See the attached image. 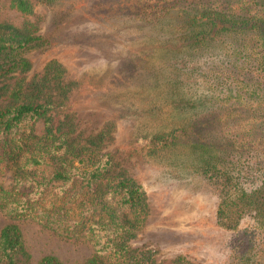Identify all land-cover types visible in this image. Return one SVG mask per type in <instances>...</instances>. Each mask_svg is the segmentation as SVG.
I'll list each match as a JSON object with an SVG mask.
<instances>
[{"label": "trees", "instance_id": "obj_1", "mask_svg": "<svg viewBox=\"0 0 264 264\" xmlns=\"http://www.w3.org/2000/svg\"><path fill=\"white\" fill-rule=\"evenodd\" d=\"M120 1L108 13H127L159 29L155 43L177 58L225 46L228 60L225 68L213 71L218 83L213 87L228 82L238 91L219 96L216 104L232 98L264 100V0ZM10 8L24 17L35 11L32 0H10ZM161 33L168 38H160ZM46 42L34 23L0 21V212L8 218L0 228V264H33L22 221H32L61 239L89 243L93 253L83 264H193L181 255L165 263L157 259L156 250L133 246L148 216L147 194L114 153L105 150L113 139V121L85 134L74 115L55 119L54 114L65 111L78 82L66 81L65 68L57 60L48 62L41 75L28 76L32 63L25 54ZM203 78L201 83L211 81ZM185 92L181 86L174 94L181 107L191 99ZM257 107L254 114L263 117L254 118H264L263 106ZM40 122L44 132L39 135ZM193 126L146 132L141 138L145 143L134 152L158 159L187 138ZM256 129L252 125L246 134ZM255 136L251 133L250 138ZM218 140L197 142L206 157L192 168L191 178L214 189L217 222L223 229L237 230L241 220L252 215L259 243L253 249L258 260L251 264H264V134L256 140L260 144L234 133L227 137L229 144L219 147ZM252 146L257 153L248 149ZM252 255L249 249L242 257L249 262ZM36 264L66 263L47 254Z\"/></svg>", "mask_w": 264, "mask_h": 264}, {"label": "rangeland", "instance_id": "obj_2", "mask_svg": "<svg viewBox=\"0 0 264 264\" xmlns=\"http://www.w3.org/2000/svg\"><path fill=\"white\" fill-rule=\"evenodd\" d=\"M32 1L35 11L24 17L10 8V0H0V21L16 25L29 21L47 39L48 43L25 54L32 63L29 77L41 75L48 62L57 60L65 68L66 81L78 82L65 111L54 114L56 120L70 113L85 134L98 132L107 121L114 122L113 139L105 150L113 152L116 162L144 188L149 207L133 246L156 250L157 259L165 263L180 255L193 264L256 263L258 255L254 256L253 249L259 243L255 235L259 230L252 215L247 214L237 230L223 229L217 222L214 189L192 179V168L206 157L197 142L208 144L218 137L221 147L229 144L227 137L234 133L257 144L264 134L263 115L254 114L257 104L264 108V100L232 98L216 104L219 96L238 91L229 88L234 83L228 82L213 87L218 84L213 71L225 68L228 60L225 46H214L199 55L188 51L177 58L155 43L153 36L159 29L127 13H108L120 0ZM160 38L168 35L161 33ZM203 77L210 78L209 84L201 83ZM179 84L186 96H191L182 107L174 96ZM204 96L210 100H196ZM182 124L194 126L187 138L158 159L134 152L136 146L145 143L141 138L146 132H168ZM252 125L258 129L246 134ZM43 132L40 122L36 133ZM251 133L256 135L254 139ZM252 148L248 149L257 153L258 149ZM7 222L0 212V228ZM19 224L33 264L47 254L66 264H83L93 253L87 242L61 239L32 221ZM249 249L253 255L247 262L242 255Z\"/></svg>", "mask_w": 264, "mask_h": 264}]
</instances>
